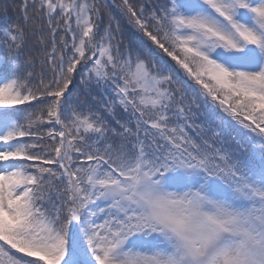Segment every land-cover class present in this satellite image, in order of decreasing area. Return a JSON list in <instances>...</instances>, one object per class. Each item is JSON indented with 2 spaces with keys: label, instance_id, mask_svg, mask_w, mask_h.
I'll return each mask as SVG.
<instances>
[{
  "label": "snow or ice",
  "instance_id": "6c2138e0",
  "mask_svg": "<svg viewBox=\"0 0 264 264\" xmlns=\"http://www.w3.org/2000/svg\"><path fill=\"white\" fill-rule=\"evenodd\" d=\"M9 7L0 264H264V0Z\"/></svg>",
  "mask_w": 264,
  "mask_h": 264
},
{
  "label": "trees",
  "instance_id": "16d2710c",
  "mask_svg": "<svg viewBox=\"0 0 264 264\" xmlns=\"http://www.w3.org/2000/svg\"><path fill=\"white\" fill-rule=\"evenodd\" d=\"M12 2L13 0H0V5H3L5 3H12ZM16 2H18V0H16ZM109 2H111V0H109ZM117 2H119V0H117ZM16 18H17L16 13L12 10L11 7H9L6 14L2 9H0V26H3L5 24V21H7V23H12L16 20ZM204 119H205L204 116L200 117L201 121H203Z\"/></svg>",
  "mask_w": 264,
  "mask_h": 264
}]
</instances>
